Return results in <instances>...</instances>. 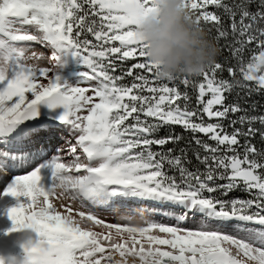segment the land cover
<instances>
[{"label":"snow or ice","instance_id":"6c2138e0","mask_svg":"<svg viewBox=\"0 0 264 264\" xmlns=\"http://www.w3.org/2000/svg\"><path fill=\"white\" fill-rule=\"evenodd\" d=\"M154 5L0 0V184L17 199L5 235L28 234L23 264H264V150L249 140L264 139V115L227 102L237 89L264 93V0H186L235 61H215L203 80L158 78L137 39ZM34 44L50 49L47 66ZM69 57L87 68L74 85L60 74ZM236 113L229 132L223 121ZM51 121L73 137L54 154L38 151ZM172 126L193 134L202 168L166 147L183 139L159 135ZM236 190L251 198H225ZM115 209L119 222L102 218Z\"/></svg>","mask_w":264,"mask_h":264},{"label":"clouds","instance_id":"9594fccd","mask_svg":"<svg viewBox=\"0 0 264 264\" xmlns=\"http://www.w3.org/2000/svg\"><path fill=\"white\" fill-rule=\"evenodd\" d=\"M186 0H155L157 11L145 16L137 39L146 45L158 78H196L214 64L219 49L189 16Z\"/></svg>","mask_w":264,"mask_h":264},{"label":"rangeland","instance_id":"374dc122","mask_svg":"<svg viewBox=\"0 0 264 264\" xmlns=\"http://www.w3.org/2000/svg\"><path fill=\"white\" fill-rule=\"evenodd\" d=\"M209 11H217V10L215 8L210 7ZM225 24L226 25L230 24V22L225 20ZM206 26H208V25H206ZM221 41L223 43H225V41L223 39ZM33 48L37 52H49L50 51V49H47V48L44 49V51H42L43 48L41 46H39V44H34ZM69 58H71V57H69ZM71 59H73V58H71ZM228 59H229V62H230L231 56L228 55ZM136 62L137 61H135V60H127L124 63V67L125 68L130 67L132 64H134ZM221 62L227 63L223 59H221ZM231 63H235V62H231ZM41 66H44L42 64V62H41ZM83 71H87V68L83 67L82 64L78 60H76L75 61V65L72 66V68H71L70 76L68 78H66V79H64V78L63 79L66 80L69 84L74 85L77 82V80L79 79V74L82 73ZM222 75L230 77L229 73L227 71H225ZM190 79H192V80H203L201 77L190 78ZM92 83H94V82H92ZM82 86L87 87V86H89V84H84ZM236 91L240 92V95L243 98L247 97V98L252 99V98H254L255 95H260V92H253L251 95H247L246 94V90L243 93L240 90H236ZM233 93H236V92H233ZM262 94L264 96V93H262ZM231 95L228 96V101H227L228 103H233L234 102L233 101V97ZM205 99H207V97ZM249 111H250V114H253V115H264V110L259 112L258 110H254L253 111L252 109H249ZM239 115H241V113H236L235 115L230 114L229 119L223 121L227 131H229V132L232 131V126L230 125L229 121L232 120V119H236ZM205 119H207V117H205ZM229 125H230L231 128H229ZM235 127L239 128V127H241V125L237 124V125H235ZM244 127L246 128L247 126L245 125ZM254 127L257 128V129H261L262 128V126L259 123H256L254 125ZM171 129H174V131H172L174 134H177V135L180 134V135L183 136V139L180 141V143H183L184 141H186V139L191 140L194 143L193 134L192 133L184 131L180 126L179 127H177V126L176 127H172ZM169 130L170 129L168 127H165V128H163L160 131L159 135L160 136H165V135H167V132ZM179 130L181 132H179ZM200 136H202V135H200ZM72 139H73V137H72L71 131H69L67 129L66 133L64 134V139L62 141V146L66 147L67 141L72 140ZM240 140H241V145H243L244 142H245V138L241 137ZM249 140H250V142L253 145H255V147L258 150H264V139L261 138L259 132H257L256 135L253 136V138H249ZM193 146L195 147V144H193ZM166 147H173V148L177 149V145H172V144H169ZM157 150H159V149H157ZM240 150L242 151L243 149L241 148ZM30 170H31V168H24L23 170L18 171L15 174L24 175V174H27L28 171H30ZM43 180H44V177H42L41 183L43 185L47 186V184H48L47 177L44 180L45 183L43 182ZM3 191H4V187L0 188V205H2V209H1L2 213L5 212L7 208L14 207V206L17 205V199L13 198V197H10V196H3L2 195ZM246 194H248V193L246 192ZM20 202H23V198H20ZM120 214H121V211L119 209L110 210V211H107V212L103 213L102 214V218H104L107 222L117 223V222H119L117 217ZM156 219L157 220H163L165 222H170V221H167L165 219V217H163V216H156ZM199 220H200V218L198 217V222H199ZM198 222H195L194 224L197 226ZM11 227H12L11 221L10 222L6 221V223H5L4 218L0 219V258H2L3 256L6 257V259L4 260L5 264H23V260H24L25 254H21L19 252L20 251L19 249L23 245L22 244L23 236L25 234H27V233H16V232H13L10 235H5V232H7V230L10 229Z\"/></svg>","mask_w":264,"mask_h":264},{"label":"trees","instance_id":"16d2710c","mask_svg":"<svg viewBox=\"0 0 264 264\" xmlns=\"http://www.w3.org/2000/svg\"><path fill=\"white\" fill-rule=\"evenodd\" d=\"M256 5L253 4L251 5V9L254 11L256 10ZM225 20H227V18H225ZM229 21V20H227ZM230 22V21H229ZM206 28V33L208 34L209 38L213 40V42L216 44V46L218 47L219 49V55L216 59V61H220L221 62V59H223L224 61L226 62H229V59H228V55L230 56V54L228 53L227 49L223 47V45L225 43H223L221 40L219 41V43H217L215 40H214V37L216 35V32H215V29L212 28V25H208V26H205ZM207 29H211V31L209 32ZM230 62H235L232 57L230 59ZM224 78L226 79H231V77H228V76H225L223 75ZM203 79V77H201ZM131 80V77H128L126 78V82H129ZM165 83H167L165 81ZM171 86V84H170ZM179 88L181 91L185 90V85H183L182 83L179 84ZM190 93H191V88L187 89ZM237 90H240V89H237ZM237 93V91H236ZM236 93H233L231 96L233 97V101L236 102L237 100L239 101V103L245 107V108H249V109H252V110H258L259 112L263 111L264 110V98H263V94L260 93V95H255L254 98L250 99V98H247V97H242L241 95L237 96ZM243 93V92H242ZM194 103V101H193ZM229 128L230 125H229ZM169 131H174V129H170ZM169 131L167 132V134H169ZM178 131V130H177ZM179 132H181L179 130ZM180 135V134H178ZM202 139H205L203 136H200ZM209 143H212V142H209ZM193 142L191 140H188L186 139V141H184L183 143H179L177 145V154H179V149H185L187 151V153L189 154V157L192 159V165L194 166L193 168L199 166L202 168L201 165H198L196 160H195V157L194 155H192V152H193V149L196 147L193 146ZM245 196V193H242V194H234L233 197L234 198H237L238 196ZM247 195V194H246Z\"/></svg>","mask_w":264,"mask_h":264},{"label":"bare ground","instance_id":"6f19581e","mask_svg":"<svg viewBox=\"0 0 264 264\" xmlns=\"http://www.w3.org/2000/svg\"><path fill=\"white\" fill-rule=\"evenodd\" d=\"M44 49H46V48H43L42 51H44ZM43 53H45V59L42 61V64L44 66H47L48 65L47 57L50 55V51L49 52H43ZM75 61H76V59L73 60L71 58H68V61L66 63L65 68L60 73L62 78L65 77V76H68V77L70 76L71 68H72V66L75 65ZM49 125H50V127L47 130H45L44 143L40 146V149L38 151H44L45 147H46L47 150L50 153H52V149L53 148H58V147L62 146V141L64 139V134L66 133L67 129L69 131H71L70 128H67L66 126H63V125H58V124L57 125L49 124ZM0 147H2V146H0ZM52 154H54V153H52ZM21 170H23V169H18L15 173H17L18 171H21ZM45 178L46 177H44V180H45ZM44 180H43V182L45 183ZM2 187H3V185L0 184V188H2ZM1 209H2V205H0V219L4 218L5 223H6V221L10 222V220L8 219V217L5 214V212L2 213ZM27 238H28V234H25L23 236L22 244H24L26 242ZM19 250H20L19 252H21L22 254H25L24 250H23V247H20ZM2 258L4 260L6 259V257H4V256Z\"/></svg>","mask_w":264,"mask_h":264},{"label":"water","instance_id":"95a60500","mask_svg":"<svg viewBox=\"0 0 264 264\" xmlns=\"http://www.w3.org/2000/svg\"><path fill=\"white\" fill-rule=\"evenodd\" d=\"M42 111H47V110H46V109H42ZM49 124H55V125H57L58 122H56V121H51V122H49Z\"/></svg>","mask_w":264,"mask_h":264},{"label":"flooded vegetation","instance_id":"af4514ba","mask_svg":"<svg viewBox=\"0 0 264 264\" xmlns=\"http://www.w3.org/2000/svg\"><path fill=\"white\" fill-rule=\"evenodd\" d=\"M263 98H264V96H263ZM250 138H253V137H250Z\"/></svg>","mask_w":264,"mask_h":264}]
</instances>
